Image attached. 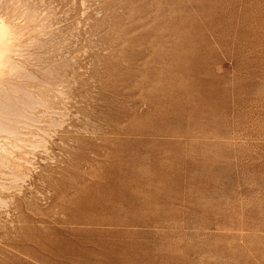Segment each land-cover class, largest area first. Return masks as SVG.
Returning a JSON list of instances; mask_svg holds the SVG:
<instances>
[{
  "label": "rangeland",
  "instance_id": "obj_1",
  "mask_svg": "<svg viewBox=\"0 0 264 264\" xmlns=\"http://www.w3.org/2000/svg\"><path fill=\"white\" fill-rule=\"evenodd\" d=\"M40 1L69 112L0 264H264V0Z\"/></svg>",
  "mask_w": 264,
  "mask_h": 264
},
{
  "label": "bare ground",
  "instance_id": "obj_2",
  "mask_svg": "<svg viewBox=\"0 0 264 264\" xmlns=\"http://www.w3.org/2000/svg\"><path fill=\"white\" fill-rule=\"evenodd\" d=\"M43 2L47 3L40 0H0V229L4 230L7 224H11L7 220L9 212L19 207L25 181L32 177L29 176L33 163L31 158H35L40 150L45 151L42 156L46 153L52 134L63 128L69 112L70 87L67 80L61 79L66 78L60 76L63 72L60 74L59 69L64 71L70 61L65 59L68 62L60 63L64 56L61 59L56 56L58 51L62 54L63 38L55 36L59 34L58 26L53 25L56 31L52 29V21L56 19L52 10L54 5ZM65 31L60 33L64 36L68 33ZM51 154L53 157L54 152Z\"/></svg>",
  "mask_w": 264,
  "mask_h": 264
}]
</instances>
